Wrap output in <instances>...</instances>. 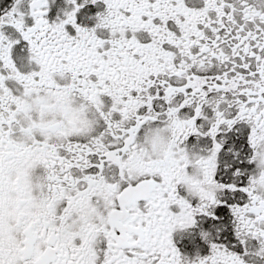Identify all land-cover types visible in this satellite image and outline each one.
Wrapping results in <instances>:
<instances>
[{
	"label": "snow or ice",
	"instance_id": "1",
	"mask_svg": "<svg viewBox=\"0 0 264 264\" xmlns=\"http://www.w3.org/2000/svg\"><path fill=\"white\" fill-rule=\"evenodd\" d=\"M0 264H264V0H0Z\"/></svg>",
	"mask_w": 264,
	"mask_h": 264
}]
</instances>
